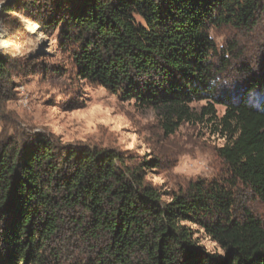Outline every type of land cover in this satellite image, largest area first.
<instances>
[{
  "label": "trees",
  "instance_id": "16d2710c",
  "mask_svg": "<svg viewBox=\"0 0 264 264\" xmlns=\"http://www.w3.org/2000/svg\"><path fill=\"white\" fill-rule=\"evenodd\" d=\"M264 0H19L41 31L60 30L80 80L122 102L162 110L170 136L194 121L191 106L217 105L231 178L162 191L147 178L153 162L96 145H65L22 131L0 140V264H58L72 240L89 264H264V220L235 217L239 183L264 202V70L245 88L221 93L228 61L212 30H252ZM14 6L5 8V13ZM18 27L16 28V30ZM264 56V53L262 54ZM220 62L218 63V61ZM0 54V101L10 79ZM230 189H228V187ZM198 226L221 253L197 237Z\"/></svg>",
  "mask_w": 264,
  "mask_h": 264
},
{
  "label": "rangeland",
  "instance_id": "374dc122",
  "mask_svg": "<svg viewBox=\"0 0 264 264\" xmlns=\"http://www.w3.org/2000/svg\"><path fill=\"white\" fill-rule=\"evenodd\" d=\"M18 5L19 0H0V54L11 62L10 79L3 85L6 95L0 101V140L24 131L32 136L55 137L65 145L114 148L140 162H153L147 178L164 192L186 191L198 181L224 184L231 178L219 155L227 142L220 123L225 107H215L216 120L211 122V116H204L207 102H196L191 106L196 119L166 136L162 110L140 109L134 102H122L106 89L80 80L61 47L60 30L42 32ZM9 6H14L13 11L5 13ZM257 20L252 30H212L214 41L228 61L220 76L222 94L238 92L264 70V4ZM249 99L255 104L264 100L255 93ZM231 189L236 218L250 213L264 220L261 199L242 184ZM193 228L209 252H222L203 230ZM64 250L67 252L58 264H89L94 259L74 239L72 246L66 245Z\"/></svg>",
  "mask_w": 264,
  "mask_h": 264
}]
</instances>
